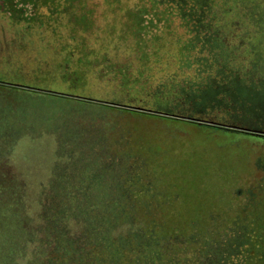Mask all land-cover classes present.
<instances>
[{"label": "rangeland", "instance_id": "1", "mask_svg": "<svg viewBox=\"0 0 264 264\" xmlns=\"http://www.w3.org/2000/svg\"><path fill=\"white\" fill-rule=\"evenodd\" d=\"M166 6L0 0V235L22 242L13 251L18 264H72L65 253L82 251L87 229L77 213L126 202L130 219L146 224L155 220L150 195L175 197L163 207L182 209L180 223L191 227L217 224L226 234L249 220L243 209L252 193H264V98L229 105L210 95L207 105L189 106L178 85L190 73L168 58L187 28ZM143 7L148 13L137 18ZM141 35L147 50L136 43ZM162 45L170 53L159 63ZM130 48L138 57L147 51L145 61L127 58ZM107 52L109 62L100 58ZM123 63L130 87L119 75ZM143 65L154 70L141 78L134 73ZM234 125L263 135L228 129ZM14 199L21 203L4 210ZM191 211L198 216L187 217Z\"/></svg>", "mask_w": 264, "mask_h": 264}, {"label": "trees", "instance_id": "2", "mask_svg": "<svg viewBox=\"0 0 264 264\" xmlns=\"http://www.w3.org/2000/svg\"><path fill=\"white\" fill-rule=\"evenodd\" d=\"M152 1L154 4L167 5L165 10L177 15L176 17L180 18L184 27L187 28L185 34L177 37L178 46L168 56V58H174L175 63L173 64L180 72L182 71L181 74L184 73V70L190 71L191 69L192 72L195 71L194 75L192 73L187 75L186 86L182 83L178 85L180 96L186 95L187 103L190 99H198L197 95H191V89L194 92H199L202 88L198 83L203 80L202 73L206 52L205 28L214 25L219 26L222 12L228 15L230 11L256 9V7L262 9V0L260 2H255L257 0H220L219 14L213 11L215 10L214 0ZM208 5H210V9H206ZM211 10L214 14L210 19L211 22H208L206 21V14ZM140 12L142 14L140 16L136 15L137 18L147 14L148 9L143 7ZM217 15H219V22H217L219 24L212 25L211 23L212 21L215 22ZM231 19L236 20V18ZM226 23L228 24V22ZM144 40L141 35L138 42H136L141 50L144 47V50H147V45H149L148 40ZM167 42L163 37H160V40L156 43H163L164 45ZM211 43L209 46L212 55V52L217 51V47H214ZM163 45L158 49L154 48L159 51V54H156L159 63L166 54L170 53V50L167 49L168 51H166L167 47ZM131 49H127L129 54L127 58L132 57V59H138V61H145L144 58L148 56L147 51H143V55L140 53L138 57L136 53L130 52ZM160 51L165 53L161 58ZM108 53L100 58L109 62L111 59ZM124 58L126 57L124 56ZM108 62L105 64L106 66ZM123 65L126 66L124 63ZM168 65L169 62H167V69L169 68ZM129 68L130 66H126L124 69H120L119 72V75L123 76L122 81L126 87L131 86V80L127 75ZM152 70H154V67L143 65L136 68L134 74L143 78L145 71L148 74ZM173 87L176 88V85ZM198 96L201 99L203 98L202 91L199 92ZM157 98L161 101L159 95H157ZM3 192L8 193L7 191ZM258 194L256 196L252 193L249 208L243 209L249 220L247 219V222L240 225L232 226V229L227 231L226 234L221 232L217 224L197 228L191 227L187 223L185 225L181 224V218H183L185 212L179 209L173 213L168 210L170 208H164L163 206L172 200L177 201L175 197L166 195L160 197L148 196V199L154 202L153 208L156 209H150L151 214L148 215V217L153 216L155 220L146 222V224L130 219L132 214H130L126 202H122L124 204L121 208L101 207L96 209L95 212L90 209L91 213L85 207V213L76 214L83 216L81 221L87 227L83 237L82 251L78 253L76 250H67V253H64L69 255L67 260L70 262L71 259L72 264H264V193ZM157 202H162V204L157 205ZM19 203L21 202L14 199L12 205L4 210L11 209ZM71 214L73 215V213ZM196 216L198 215L191 211V214L187 217ZM168 217L175 220H164ZM15 239L13 232L7 233L6 236L0 235V250H3L0 253V264H16L15 260L18 264L19 258H17V254L15 257L13 251L19 249L22 242H16ZM4 242H7L8 245L3 247ZM75 253L78 254L75 255Z\"/></svg>", "mask_w": 264, "mask_h": 264}, {"label": "crops", "instance_id": "3", "mask_svg": "<svg viewBox=\"0 0 264 264\" xmlns=\"http://www.w3.org/2000/svg\"><path fill=\"white\" fill-rule=\"evenodd\" d=\"M205 39L206 52L202 73V99L206 100L205 105L208 104L210 95L218 104L229 105H235L237 102L252 106L253 101H240L248 96H251L249 99H254L256 95L264 98V9L230 11L228 15L222 12L219 26L205 28ZM210 42L217 47V51L212 52V55ZM189 73H192L191 69ZM198 99L201 97L198 96ZM192 104L190 100L189 106ZM261 107H264V100ZM234 126H229L228 129L263 135L250 128Z\"/></svg>", "mask_w": 264, "mask_h": 264}]
</instances>
